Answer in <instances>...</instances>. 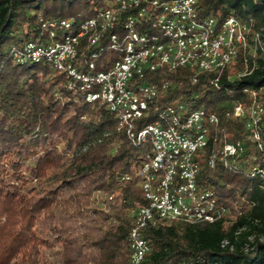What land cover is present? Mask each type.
Segmentation results:
<instances>
[{"label": "trees", "instance_id": "1", "mask_svg": "<svg viewBox=\"0 0 264 264\" xmlns=\"http://www.w3.org/2000/svg\"><path fill=\"white\" fill-rule=\"evenodd\" d=\"M108 1L0 0V264L130 262L135 212L148 204L138 171L150 141L138 143L118 129L119 117L108 103L89 102L87 91L65 73L46 62L14 58L29 41H50L47 21L93 17ZM196 7L218 22L229 14L252 15L264 37V0H197ZM124 16L112 32L122 33ZM91 49L82 39L78 69H86ZM118 57L105 50L96 70L109 69ZM243 61L240 51L219 73L161 68L140 80L156 84L158 93L134 121L136 131L154 123L162 108L179 103L220 117L208 146L194 159L201 165L200 187L213 190L230 210L213 223H150L142 230L150 250L140 264H264V174L249 173L251 165H264V121L260 150L245 119L226 115L248 104L253 90L264 103V60L257 58L250 74L229 78ZM237 141L245 146L238 169L207 165L225 143ZM126 174L130 179L122 180Z\"/></svg>", "mask_w": 264, "mask_h": 264}, {"label": "built area", "instance_id": "2", "mask_svg": "<svg viewBox=\"0 0 264 264\" xmlns=\"http://www.w3.org/2000/svg\"><path fill=\"white\" fill-rule=\"evenodd\" d=\"M196 4L197 0H109L107 7L77 24L76 31L72 32L74 25L68 19L47 21L50 41H29L14 54L19 63L46 62L51 69L65 73L87 91L89 102L101 99L108 103L119 117L118 129H126L138 143L150 141L151 150L138 171L148 204L135 212L129 233V264H140L149 252L142 230L150 223H213L230 213L219 204L213 190L200 187L201 165L194 159L208 146L212 127L220 123L216 113L203 108L189 110L179 103L162 108L154 123L138 131L134 122L145 115L148 101L158 93L156 84L140 82L147 72L191 67L219 73L241 51L243 67L229 76L240 79L255 69L257 58L264 60V37L252 15L229 14L218 22L214 17H202ZM122 12L123 30L118 34L112 30L118 27ZM82 39L92 48L85 70L77 66ZM107 49L118 52L119 57L109 69L97 71L96 62ZM258 95L251 91L248 104L240 103L226 115L244 118L246 130L263 150L264 103ZM244 151L242 141L227 142L207 159V165L215 168L222 163L238 169L235 162ZM249 173L264 174V165H251ZM121 179L129 180L130 175Z\"/></svg>", "mask_w": 264, "mask_h": 264}, {"label": "rangeland", "instance_id": "3", "mask_svg": "<svg viewBox=\"0 0 264 264\" xmlns=\"http://www.w3.org/2000/svg\"><path fill=\"white\" fill-rule=\"evenodd\" d=\"M71 23L74 25L72 32L77 30V24H80L84 19L83 18H72L69 19ZM97 199L103 198L104 196L101 193H96L95 194Z\"/></svg>", "mask_w": 264, "mask_h": 264}]
</instances>
